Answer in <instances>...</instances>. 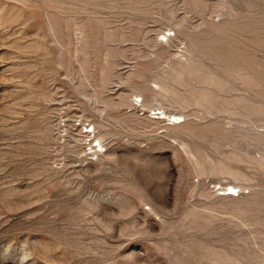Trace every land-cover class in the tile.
I'll return each mask as SVG.
<instances>
[{
  "label": "rangeland",
  "instance_id": "rangeland-1",
  "mask_svg": "<svg viewBox=\"0 0 264 264\" xmlns=\"http://www.w3.org/2000/svg\"><path fill=\"white\" fill-rule=\"evenodd\" d=\"M0 264H264V0H0Z\"/></svg>",
  "mask_w": 264,
  "mask_h": 264
},
{
  "label": "bare ground",
  "instance_id": "bare-ground-1",
  "mask_svg": "<svg viewBox=\"0 0 264 264\" xmlns=\"http://www.w3.org/2000/svg\"><path fill=\"white\" fill-rule=\"evenodd\" d=\"M164 36V35H163ZM157 111V110H156ZM167 117V119L168 120H170V121H172V124H180L181 122H183L184 121V118H183V116L182 115H171V116H166V115H162V116H159V117H157V118H166ZM96 146H99V147H101L100 145H99V143L98 144H96ZM97 151V150H96ZM220 188V187H219ZM235 187H232V186H229L228 188H226V189H230L231 190V192H228L227 194H232L233 193V189H234ZM237 189V188H236ZM222 190V189H221ZM220 191V190H219ZM223 191H224V189H223ZM222 191V192H223ZM227 191V190H226ZM235 192V191H234ZM224 193V192H223ZM236 194V193H235Z\"/></svg>",
  "mask_w": 264,
  "mask_h": 264
}]
</instances>
